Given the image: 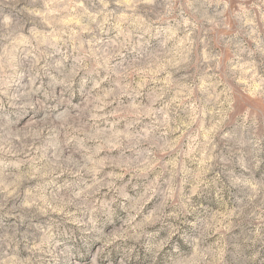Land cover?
<instances>
[{
	"label": "rangeland",
	"instance_id": "rangeland-1",
	"mask_svg": "<svg viewBox=\"0 0 264 264\" xmlns=\"http://www.w3.org/2000/svg\"><path fill=\"white\" fill-rule=\"evenodd\" d=\"M0 264H264V0H0Z\"/></svg>",
	"mask_w": 264,
	"mask_h": 264
}]
</instances>
